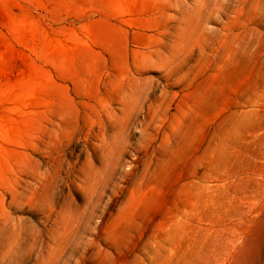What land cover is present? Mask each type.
<instances>
[{
    "label": "rangeland",
    "instance_id": "rangeland-1",
    "mask_svg": "<svg viewBox=\"0 0 264 264\" xmlns=\"http://www.w3.org/2000/svg\"><path fill=\"white\" fill-rule=\"evenodd\" d=\"M0 264H264V0H0Z\"/></svg>",
    "mask_w": 264,
    "mask_h": 264
}]
</instances>
